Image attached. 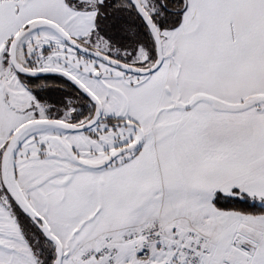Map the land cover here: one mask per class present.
<instances>
[{
  "label": "snow or ice",
  "instance_id": "snow-or-ice-1",
  "mask_svg": "<svg viewBox=\"0 0 264 264\" xmlns=\"http://www.w3.org/2000/svg\"><path fill=\"white\" fill-rule=\"evenodd\" d=\"M0 264H264V0H0Z\"/></svg>",
  "mask_w": 264,
  "mask_h": 264
}]
</instances>
